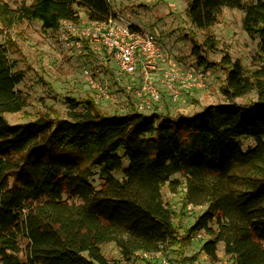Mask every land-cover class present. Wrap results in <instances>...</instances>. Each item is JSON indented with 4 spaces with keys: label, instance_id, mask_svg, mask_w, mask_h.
<instances>
[{
    "label": "trees",
    "instance_id": "obj_1",
    "mask_svg": "<svg viewBox=\"0 0 264 264\" xmlns=\"http://www.w3.org/2000/svg\"><path fill=\"white\" fill-rule=\"evenodd\" d=\"M225 7L243 10V28L264 56V0H187L185 14L207 30ZM80 9L89 21L116 14L110 0H0V264H118L103 244L131 258L168 246L182 251L201 231L209 256L223 242L233 264H264V65L247 70L222 57L226 97L256 92L243 104L121 114L106 112L91 95L67 97L65 116L51 108L29 121L7 119L29 102L18 88L25 73L12 56L20 47L11 31L29 21L56 30L79 22ZM215 43L212 36L193 41L199 65ZM248 138L254 143L244 146ZM175 173L184 179L185 202L206 205L182 234L162 192L166 184L180 186Z\"/></svg>",
    "mask_w": 264,
    "mask_h": 264
},
{
    "label": "rangeland",
    "instance_id": "obj_2",
    "mask_svg": "<svg viewBox=\"0 0 264 264\" xmlns=\"http://www.w3.org/2000/svg\"><path fill=\"white\" fill-rule=\"evenodd\" d=\"M11 1L13 5H18L22 0ZM110 2L116 14L124 17L131 25L157 35L167 52L162 67L173 64L184 67L192 62L198 63L191 49L193 41L202 44L206 37L212 36L216 42L212 49L203 51L207 58V63L205 62L203 67L209 73L208 86L186 91L178 102L169 106L167 104V108L159 113L191 114L211 103L243 104L257 99L256 92L252 91L229 100L222 89L226 79L225 64L222 62L224 55L228 54L232 60H240L247 70L264 65V56L260 54L258 48L259 39L251 36L243 28V10L225 7L219 14L217 22L209 29L203 30L195 27L187 18L185 14L187 0H110ZM90 26L85 11L80 9L79 22L65 21L56 30H44L40 21H29L17 24L11 31L20 47L12 56L18 60L17 67L25 73L18 88L29 96V102L22 111L6 114L11 123L32 120L40 112L51 108L60 116H65L67 97L82 99L94 96V88L85 79L83 68L89 64L92 66L91 61L95 56L88 42L87 48L85 37H80V32ZM134 89L131 88L129 90L131 92L125 91L118 97V102L112 98L96 101L106 112L120 113L118 103L125 102L124 98L127 96L135 98ZM184 96L186 99H183ZM145 112L151 113L148 110ZM243 141L244 146L254 143L249 138ZM128 163L129 160L125 159L124 167ZM98 177L97 174L93 179L97 188ZM173 178L182 180L180 186L174 191L166 184L162 192L165 202L177 213L174 223L179 226L182 234L206 209V205L186 203L184 179L180 173H175ZM199 233L190 240H185L182 251L178 246H168L157 254L145 255L139 252L131 258H125L113 242L103 244V250L111 261L117 260L118 264H233L232 256L224 252L223 242L218 244L216 256H209L203 251L202 245L208 236L204 231Z\"/></svg>",
    "mask_w": 264,
    "mask_h": 264
},
{
    "label": "built area",
    "instance_id": "obj_3",
    "mask_svg": "<svg viewBox=\"0 0 264 264\" xmlns=\"http://www.w3.org/2000/svg\"><path fill=\"white\" fill-rule=\"evenodd\" d=\"M90 24L80 37H85L95 57L92 66L83 68V75L98 101L112 98L118 102L125 91L135 88V98L127 96L125 102L118 103L121 114L134 108L161 112L167 104L178 102L186 91L208 86L209 73L197 62L162 67L167 52L157 35L131 25L124 17L115 14L107 21Z\"/></svg>",
    "mask_w": 264,
    "mask_h": 264
},
{
    "label": "crops",
    "instance_id": "obj_4",
    "mask_svg": "<svg viewBox=\"0 0 264 264\" xmlns=\"http://www.w3.org/2000/svg\"><path fill=\"white\" fill-rule=\"evenodd\" d=\"M184 98L186 99V97H185V96L183 97V99H184Z\"/></svg>",
    "mask_w": 264,
    "mask_h": 264
}]
</instances>
